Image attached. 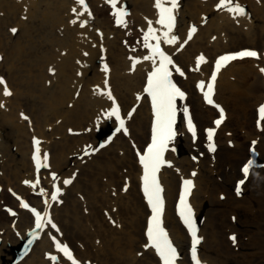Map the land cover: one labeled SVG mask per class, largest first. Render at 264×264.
<instances>
[{"label": "bare ground", "instance_id": "1", "mask_svg": "<svg viewBox=\"0 0 264 264\" xmlns=\"http://www.w3.org/2000/svg\"><path fill=\"white\" fill-rule=\"evenodd\" d=\"M86 1L91 16L77 0H0V77L6 82L0 85L3 105L0 107V208L4 204L17 211L14 218L0 212V264H10L9 246H16L32 225L28 214L15 201V195L41 206L40 198L32 194L39 193L41 188L44 192L50 190V173L56 174L63 190L60 203H54L50 212L59 230L48 229L20 264H47L43 258L53 252L49 234L68 242L82 262L158 264L151 250L144 251L148 213L140 194L141 170L132 149V145L143 146L148 139L150 111L146 102L141 103L129 121L128 138L118 135L107 148L92 154L95 135L109 133L113 125L111 118L104 115L111 108L105 79L126 113L142 91L150 69V63L143 59L142 38L147 32L146 20L155 26L154 0H120L119 7L129 15L118 29L114 27L115 18L110 16L108 0ZM219 1L179 0L174 10L178 25L172 32L178 40L167 48L170 53L176 50L186 38V30L196 24L194 38L176 60L187 70L193 66L196 55L203 54L206 58L202 68L187 73L181 83L189 94L182 104L188 101L194 108L201 128L216 115L203 106L192 85L204 78L210 58L245 49L246 45L258 49L264 44V0H233L246 8L243 16L216 11ZM73 8L79 16L72 12ZM73 20L76 23H71ZM13 27L18 29L16 34L10 31ZM130 57L139 61L135 71L131 70ZM105 64L108 73L103 71ZM259 66L260 62L248 60L230 64L221 71L215 85V101L227 112L215 144L217 153L222 155L205 152L198 163L191 162L189 155L196 157V153H201L202 139L192 144L180 132L175 143L177 151L167 155L172 167L161 173L165 227L176 246L184 251L189 241L174 217V203L179 180L188 177L191 171L196 172L190 204L203 223L198 233L203 264H231L234 259L241 260V264L256 263H251L254 257L244 253L247 247L243 245L241 253L235 254L229 249L231 242L224 245L222 240L225 231H231L227 237L236 232L237 220L233 224L228 222L234 214L250 215L256 208L261 211L262 220L248 219V215L246 222L239 220V223L243 232L249 228L246 232L253 233L250 247L257 246L258 254L263 251L260 258L264 259V192L258 188L259 179L254 178L264 176V120L261 132L251 125L252 109L264 101ZM49 68L54 69V74ZM5 87L10 96L3 94ZM21 113L29 119L24 120ZM231 127L233 132L228 133ZM69 129L72 131L68 133ZM33 137L41 140V158L48 153L49 167L39 173L40 184L35 189H24L23 181L35 182L31 162ZM253 141L261 172L253 170L243 186L246 193L250 184L249 194L240 199L232 195L225 201H215L225 189L214 177L226 175L228 169L231 172L247 155L245 143ZM86 151L91 153L89 157L85 156ZM75 155L81 156V161L74 160ZM230 175L229 180L236 173ZM68 178H72V183L65 187L63 180ZM137 253H141L139 258ZM181 264H187L185 259Z\"/></svg>", "mask_w": 264, "mask_h": 264}, {"label": "snow or ice", "instance_id": "2", "mask_svg": "<svg viewBox=\"0 0 264 264\" xmlns=\"http://www.w3.org/2000/svg\"><path fill=\"white\" fill-rule=\"evenodd\" d=\"M108 2L115 7L116 0H108ZM233 0H220L219 4H217V8L227 7L229 12L236 13L238 15H244L245 9L241 7L238 3L235 6H232ZM77 3L84 9V11L91 16V13L88 11V7L85 3V0H77ZM167 3H170V6H166ZM177 0H155L154 7L158 12V19L156 23L162 26L165 29L163 32V43L169 45L177 44L178 37L173 35V28L175 25L176 17L174 15V10L177 8ZM72 12L77 16L80 13L77 9L73 8ZM127 13L124 11L114 13L116 17V23L122 24L124 21L122 19ZM26 19V17H24ZM71 23H76L75 20L71 21ZM152 22L149 21L147 32L144 34L143 43L144 47L148 50L149 54L144 56L143 59L145 61L152 62V68L147 74L146 85L143 89L144 93L147 94L148 97L151 98V109L153 114V120L151 124V141L147 144L146 148L143 149L141 153L140 150H137L136 155L138 157L139 165L142 167V175L140 177L142 184L143 196L147 202V206L150 209V215L147 217L146 221V231L145 235L147 237V243L145 244V248L151 247L155 250L162 264H177L178 260V252L177 248L174 247L172 240L169 238V233L166 231L162 222V214L164 211V200L162 198V186L158 179V173L163 165L168 163L165 160V152L168 150V146L171 141H173L174 137L177 135V132L174 126L177 123V113H178V101H182L185 99L186 93L181 90L177 86V84L173 80V73L170 71V67L175 70L180 76H185V72L174 63L172 57H170L164 50L160 47V36L156 35V29L152 26ZM83 23L81 27H83ZM196 26H192L187 33V39L183 41V43L178 45V49H182L192 38L193 34L196 32ZM10 31L13 34H16L18 29L15 27L11 28ZM215 39V37H213ZM150 40L156 41V43H150ZM84 55H88V53H84ZM243 58H259V53L255 50H241L229 54L220 55L215 61V68L211 72V78L208 80L206 88L204 91L205 83L203 81L196 84L198 89H201L203 92L204 100L212 105L214 103L213 89L214 82L217 79V73L220 69L226 66L230 61H234L237 59ZM132 60V71H135V66L139 62L138 60L131 58ZM205 57L203 54L196 58V67L199 69L200 65L205 62ZM79 63V61H77ZM103 71L105 73L109 72V68L107 64L104 65ZM261 73H264V68H260ZM49 72L54 74V69L49 68ZM79 74V73H78ZM6 82L3 77H0V85H4ZM105 87H108V80L105 79L104 82ZM3 94L5 96H10L11 92L7 87L4 88ZM78 95V93H77ZM108 100L111 101V109L105 111L104 115L108 118L114 117L115 121L118 124L116 128L117 132L123 130L124 135H129L128 129L125 127V121L121 117L120 109L117 104L116 99L112 95L109 90L107 93ZM137 100H140L141 97L137 95ZM0 107H3L0 104ZM219 109V118L214 121L216 126H219L221 122L225 119L224 110L219 105H215ZM259 116L261 120H264V104L260 105L258 108ZM21 116L24 120H28L29 117L21 113ZM132 116V112L128 113V117ZM183 119L187 122V131L192 134L193 141L197 138L195 125L190 117L189 109L187 107L183 108ZM259 125V121H258ZM72 130L69 129V132ZM214 129L208 128L206 129L207 140H208V150L214 151V145L212 143L214 136ZM34 146V152L32 153V160L35 163V168L37 172H39L42 168H48V153L43 154V161L41 160L40 148L38 145L41 141L35 137L32 140ZM256 142L253 141V144ZM104 147V145H101ZM133 147H136L133 145ZM89 152H85V155H89ZM195 159V157H193ZM168 166H171L169 163ZM252 166V161H248L242 167L241 171L245 178H247L249 174V169ZM191 175L194 177L196 172H192ZM57 176L55 173H52V180L55 181ZM245 181L242 179L236 184V192L237 195L240 194L241 185ZM25 185H30L33 189L40 184V179L37 178L35 182L30 180L23 181ZM72 183V178L64 179L63 184L69 185ZM194 188V182L191 179H183L182 187L179 195V203L177 205L178 215L183 222L184 226L187 228L188 233L191 236V260L192 264H201L200 260L197 257V246L201 242V238L197 235V228L194 220L193 209L188 203V196L190 195L191 190ZM53 191L51 193V199L56 201L58 197L61 195V189L56 187L55 183H53ZM124 191H127V182H125ZM11 191V190H10ZM40 195H45L44 189L41 188L39 190ZM113 195H116L113 192ZM223 198V197H221ZM17 199L20 201V207L27 209L31 212V214L35 218V226L37 229H42L44 224L47 223L51 225V228L57 229V225L53 223V221L48 218V204L45 201L43 216L40 211H37L35 207H30L28 203H26L23 199L17 196ZM62 202V201H61ZM15 215L14 212L11 213ZM115 223V221H113ZM59 229H57L58 231ZM230 239L235 242V236H231ZM31 243V240L29 241ZM56 248L59 252L63 253L64 257L67 258L68 261H71V264H78V261L74 259L72 252L70 251L67 245H62L61 243H56ZM51 259H55V257H51Z\"/></svg>", "mask_w": 264, "mask_h": 264}, {"label": "rangeland", "instance_id": "3", "mask_svg": "<svg viewBox=\"0 0 264 264\" xmlns=\"http://www.w3.org/2000/svg\"><path fill=\"white\" fill-rule=\"evenodd\" d=\"M238 170V169H237ZM232 184L230 183V186H231ZM264 186V185H263ZM264 189V188H263ZM245 217H247L246 215H244V214H242L241 216H240V219H241V222H246V218ZM253 217H256V216H253ZM259 217V216H258ZM257 217V218H258ZM249 218H252V217H248V219ZM257 218H252L253 220H256ZM260 218V217H259ZM247 219V221L248 222H250V220H248ZM238 230H239V234H241V235H244V234H249V233H246V231H248V230H250L249 228H244V231L245 232H243V228H242V225H241V223H239V225H238ZM253 234V233H252ZM262 236H264V234L262 235ZM255 251H256V248L255 247H248L247 246V248H246V254H248V255H250V256H252L253 254H255ZM262 255H261V253L260 254H258L257 256H256V258H254L252 261H251V263L252 262H255V260H259V258L261 257ZM261 262H262V260H261ZM237 264H238V261H237ZM263 264H264V262H263Z\"/></svg>", "mask_w": 264, "mask_h": 264}]
</instances>
